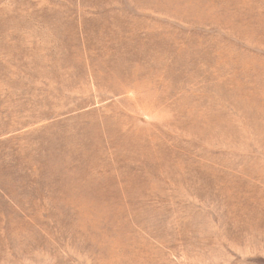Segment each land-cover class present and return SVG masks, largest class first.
<instances>
[{
	"label": "rangeland",
	"instance_id": "1",
	"mask_svg": "<svg viewBox=\"0 0 264 264\" xmlns=\"http://www.w3.org/2000/svg\"><path fill=\"white\" fill-rule=\"evenodd\" d=\"M0 264H264V0H0Z\"/></svg>",
	"mask_w": 264,
	"mask_h": 264
}]
</instances>
